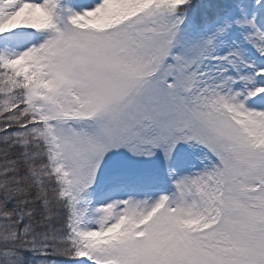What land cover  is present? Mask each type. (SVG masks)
Returning <instances> with one entry per match:
<instances>
[{
    "label": "snow or ice",
    "instance_id": "1",
    "mask_svg": "<svg viewBox=\"0 0 264 264\" xmlns=\"http://www.w3.org/2000/svg\"><path fill=\"white\" fill-rule=\"evenodd\" d=\"M0 264H264V0H0Z\"/></svg>",
    "mask_w": 264,
    "mask_h": 264
}]
</instances>
